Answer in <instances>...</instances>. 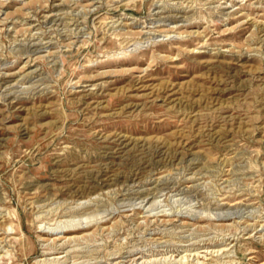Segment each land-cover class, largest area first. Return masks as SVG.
Instances as JSON below:
<instances>
[{
	"label": "rangeland",
	"instance_id": "374dc122",
	"mask_svg": "<svg viewBox=\"0 0 264 264\" xmlns=\"http://www.w3.org/2000/svg\"><path fill=\"white\" fill-rule=\"evenodd\" d=\"M0 264H264V0H0Z\"/></svg>",
	"mask_w": 264,
	"mask_h": 264
},
{
	"label": "bare ground",
	"instance_id": "6f19581e",
	"mask_svg": "<svg viewBox=\"0 0 264 264\" xmlns=\"http://www.w3.org/2000/svg\"><path fill=\"white\" fill-rule=\"evenodd\" d=\"M59 15V14H58Z\"/></svg>",
	"mask_w": 264,
	"mask_h": 264
}]
</instances>
